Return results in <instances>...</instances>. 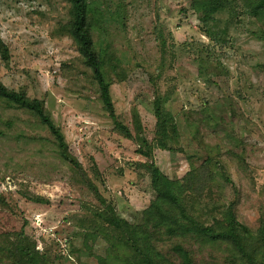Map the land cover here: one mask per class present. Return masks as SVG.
Segmentation results:
<instances>
[{
    "label": "rangeland",
    "instance_id": "rangeland-1",
    "mask_svg": "<svg viewBox=\"0 0 264 264\" xmlns=\"http://www.w3.org/2000/svg\"><path fill=\"white\" fill-rule=\"evenodd\" d=\"M95 1L107 21L111 49L125 69V78L110 87L118 120L134 133L135 111L142 134L152 140L153 86L163 89L172 77L177 89L166 107L180 122L182 107L195 115L203 105L228 102L229 110L220 108L225 123L218 124L215 132L198 128L194 141L183 127L181 149L174 153L155 149L153 160L166 176L180 179L192 162H202L206 145L219 144L220 163L241 193L238 218L256 227L258 206H264V73L257 68L264 63V48L250 34L248 16L239 11L232 21L227 13L219 17L229 41L214 46L213 53L228 74L225 83L211 84V65L198 61L200 43L207 44L208 39L199 30L190 0ZM68 8V0H0V40L8 51L6 63L0 55V82L43 100L70 153L102 197L114 205L119 217L138 222L154 196L139 164L146 159L133 139L113 130L89 71L61 29L68 21ZM159 34L167 45L164 58ZM159 70L163 72L157 79ZM229 148L243 149L245 170L228 157ZM79 180L60 160L41 124L28 112L0 102V264H15L19 232L28 243H35L42 264H130L125 252H107L102 237L86 238L91 226L87 218L98 203ZM213 193L214 198L219 196L216 189ZM32 196L46 202H33L28 199ZM219 259L217 252L211 264H222Z\"/></svg>",
    "mask_w": 264,
    "mask_h": 264
},
{
    "label": "trees",
    "instance_id": "trees-1",
    "mask_svg": "<svg viewBox=\"0 0 264 264\" xmlns=\"http://www.w3.org/2000/svg\"><path fill=\"white\" fill-rule=\"evenodd\" d=\"M68 2V21L61 25V29L70 38L81 63L89 71L88 77L94 92L111 119L113 130L125 138L133 139L138 145L137 152L146 159L139 164L150 179L154 196L142 211L140 221L129 222L119 217L114 205L102 197L77 158L70 153L63 133L54 124L43 100L29 98L23 91L8 88L0 82V102L8 108L28 112L46 129L60 160L77 173L83 187L97 200V208L93 210L92 217L87 218L91 226L86 238L102 237L107 244V252H125L130 264H211L217 252L222 264H264V206H258L256 227L252 228L238 218L241 193L220 163L219 144L206 145L208 148L205 149L202 162L199 165L192 162L180 179L166 176L153 160L155 149L169 153L181 149L183 127L188 128L194 141L198 128L215 132L218 124L225 123L220 114H223L222 108L230 109L229 103L215 104L216 107L203 105L199 113H193L195 115L182 107L180 112L183 121L180 122L166 107L175 97L177 89L176 79L168 78L163 89L158 84L153 86L155 124L152 140L142 134L139 116L135 111L132 133L127 125L118 120L110 93L111 85L125 78V69L111 49L112 40L108 37L103 12L98 9L95 0ZM189 8L198 19L199 30L208 39L207 44L200 43L198 61L200 65L205 62L211 65L209 83H225L228 74L213 53L214 46L222 47L229 41L227 28L219 23V17L224 13L232 21L236 13L244 12L251 24L250 34L264 48V0H190ZM158 41L161 57L164 58L167 51L165 38L159 34ZM0 55L6 63L8 51L1 40ZM257 68L264 73V63L257 64ZM162 72L158 71L157 79L161 78ZM228 135L227 132L225 138ZM234 141L239 145L238 140ZM226 154L241 170H245L243 149L239 152L229 148ZM93 169L97 170L94 164ZM214 189L219 195L217 198L212 196ZM226 190H229L227 196ZM28 199L36 203L46 202L39 196ZM16 239L15 264H42V254L35 249V243H28L22 238L21 232L16 234ZM204 253L211 259H205ZM100 260L106 261L105 258Z\"/></svg>",
    "mask_w": 264,
    "mask_h": 264
}]
</instances>
